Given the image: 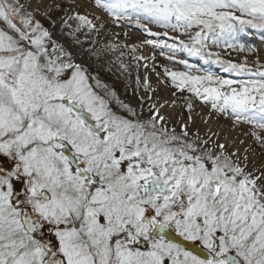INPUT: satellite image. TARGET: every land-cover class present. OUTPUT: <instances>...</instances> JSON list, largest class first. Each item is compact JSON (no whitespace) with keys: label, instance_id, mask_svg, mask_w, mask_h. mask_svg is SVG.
Returning <instances> with one entry per match:
<instances>
[{"label":"snow or ice","instance_id":"snow-or-ice-1","mask_svg":"<svg viewBox=\"0 0 264 264\" xmlns=\"http://www.w3.org/2000/svg\"><path fill=\"white\" fill-rule=\"evenodd\" d=\"M89 3L113 24L134 20L148 36L167 38L144 43L186 69L164 75L190 94L187 120L192 98L200 99L247 125L264 155V64L234 63L213 50L253 52L242 37H264V0ZM53 10L45 19L55 28L64 0ZM69 19L76 22L69 35H100L108 25L87 11ZM211 65L239 78L216 75ZM103 71V62L94 69L55 42L20 0H0V264H264V164L252 149L192 134L187 122L177 132L163 106L143 118L122 101L113 107Z\"/></svg>","mask_w":264,"mask_h":264},{"label":"rangeland","instance_id":"rangeland-1","mask_svg":"<svg viewBox=\"0 0 264 264\" xmlns=\"http://www.w3.org/2000/svg\"><path fill=\"white\" fill-rule=\"evenodd\" d=\"M56 2H58V0ZM64 3L66 7V12L72 8L78 10L81 4H83L91 8L92 10L96 11L98 15H100L104 20H107L111 28L115 30H119L116 24L111 23V17H109L106 13H103L100 10L95 9L89 3V0H64ZM53 11L54 10L52 6L50 13ZM55 12L56 14L53 16V19L57 21H59L65 15L64 12H59V10H55ZM32 13L36 15L38 19H41V21L45 24L46 27H50L51 22L46 20L44 15L35 12ZM74 23L75 22L73 21L69 22L70 25H74ZM130 23L134 26H137L134 20ZM149 28L151 29L152 32H156L160 34L167 31L169 33V36L178 35V33L172 32L171 29L161 28L156 24H149ZM142 32L137 30L135 34L144 40L159 39L161 41H164L167 39L162 35H160L159 37H150L144 33V30ZM180 38L187 41V36H182ZM168 42L171 43L172 41L168 40ZM242 42H244L247 47H252L254 51L249 52L247 51V48L243 52L233 51L231 49L225 51L222 48L213 49V50L220 51L221 56L225 60H231L234 63H243L245 58H247L248 64L250 66L255 64L257 60H259L261 64H264V37H262L261 34L259 33L253 32L249 36L242 37ZM116 44L119 47L115 51L109 49L106 52L105 56L110 57L111 61L103 63L104 71L100 73L101 84L106 85L108 89L114 90L116 92V97L110 101L113 107H118L116 103V101L118 100V101H122L123 103L132 105V107L136 108L138 113H141L140 112L141 105L132 103V101L129 98V92L132 91V88L130 83L128 82V79L122 76L123 72L120 69V63L128 64L132 60L136 59V57H139L147 53V55L151 57H155L154 60L152 59V64L153 66H155L152 70L154 72L155 84L159 86V88L163 93V99L161 100L162 101L166 100L165 102H168L167 104L169 105L171 111L173 112V120H181L180 121L181 123L184 122L188 123L189 121L187 120V117L189 113L186 107V101L188 100L190 94L187 92H184L183 94L178 93L174 87H171L170 78L164 75L165 68H167L169 71H177V72L186 71L183 65L167 60L165 56L160 55L161 49L159 48H153L151 46H146L144 44L136 45L135 42H125L121 44L120 43H116ZM178 58L180 59L186 58L189 60L190 63H195L202 67H209L207 65H203V62L197 58L187 57L186 54L180 55ZM88 64H91L94 69L98 68L100 65L95 60H92ZM211 69L216 73V75L222 76L224 78H230V79L239 78L231 73L223 72L219 65H211ZM93 74L94 75L96 74L95 71L93 72ZM116 74L120 75L119 78L116 77ZM192 104H193V110L191 112V116L193 117L192 122H194L196 126L192 128L189 127L190 133L195 134L198 132L201 137H212L213 139H216V137H213V135L210 133H216L218 134V137L221 138L220 139L221 142L228 141V143L230 144L229 146L240 147L241 149H243L244 147H250L253 151L252 159L257 164V166L264 164V155L261 154V149L253 143L250 136L246 135V133L249 132V127L247 125L235 126L234 122L231 119H229L227 116L212 112L210 107L206 106L200 99L192 98ZM148 115L149 112L142 115V118L147 117ZM176 130L177 132L180 131V125L178 128H176ZM241 140L244 141V144L239 143V141ZM233 141H235L236 143L233 144Z\"/></svg>","mask_w":264,"mask_h":264},{"label":"bare ground","instance_id":"bare-ground-1","mask_svg":"<svg viewBox=\"0 0 264 264\" xmlns=\"http://www.w3.org/2000/svg\"><path fill=\"white\" fill-rule=\"evenodd\" d=\"M56 1L57 0H20V3L25 5L27 11L39 13L45 16V13H50L53 4ZM76 11H87L90 13L98 14L96 11L87 6L80 7L78 10L72 8L69 9L59 21H57L55 28H52V26L50 25L49 29L52 32V39L58 44L63 45L66 50L72 51L75 54L76 59L81 63L88 64L92 60L97 61L99 64L101 62L105 63L111 61V58L105 55L106 52L110 49L109 46L117 45L116 43L121 44L125 42H135L136 45L144 44L146 46H149L144 43V39L135 34L137 30L142 32L143 29L138 26L132 25L128 21L122 22L120 26L117 25L119 30L111 28L108 23L107 27L102 30L100 35H97L96 33H91L87 36L84 33L69 35V33L73 32V30L76 28V22L69 19V17ZM61 21H66V23H61ZM70 21L75 22L74 25H70ZM69 25L71 27H69ZM77 37L80 41L83 42L82 45H77L74 43V39ZM93 52L99 54V60L95 59V57L92 55ZM141 56L145 57V59H134L128 64L120 63V69L123 72L122 76L128 79V82L130 83L132 88V91L129 92L130 100L132 101V103L143 105V107L140 109L142 115L148 113L149 108L153 104L157 105L158 107L163 106L161 108V114L165 115L166 118H168L170 127L178 128L181 120H173V112L167 104L168 102H165L166 100H161L163 99V93L159 86L155 84L154 72L152 70L155 66H153L152 64V57L147 55V53ZM145 64H147V68L144 67ZM119 76V74H116V77L119 78ZM145 77L148 78V82L150 85L148 91H145L143 88ZM149 96L151 97V99H148ZM188 125L190 128L196 126L192 121H189ZM220 139L221 138H219V142H221ZM221 143L229 144L228 141H222ZM230 147L234 148V146Z\"/></svg>","mask_w":264,"mask_h":264}]
</instances>
